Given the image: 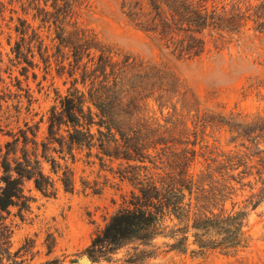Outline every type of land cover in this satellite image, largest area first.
Segmentation results:
<instances>
[{"label":"trees","instance_id":"obj_1","mask_svg":"<svg viewBox=\"0 0 264 264\" xmlns=\"http://www.w3.org/2000/svg\"><path fill=\"white\" fill-rule=\"evenodd\" d=\"M40 1L44 5L50 1L53 11L38 6ZM79 1H28L45 19L52 21L59 45L69 48L73 67L81 69L80 82L87 83L88 88L83 91L74 87L60 99L59 112L54 107L51 109L46 141L39 143L35 129L27 124L16 133L8 132L12 140L4 144L6 150L0 155V264L17 256L9 251L11 231L4 214L11 206H28L30 197L25 193L24 182L32 181L37 191L49 196L54 192L50 176L54 174L63 189L71 191L72 173L66 154L73 159V149L89 151L94 146L110 158L126 160L129 170L123 177L135 186V191L130 193L128 206L114 212L85 248L84 254L91 262L110 260L129 240L150 242L164 232L163 220L167 215L184 222L182 227L170 229L175 249L187 248L189 230L192 244L199 251L218 248L230 252L243 246L246 211L228 210L225 204L236 191L233 181L240 183L246 176L253 175L261 184L251 199L264 197V148L259 147V140L264 136V115L249 117L200 111L190 89L164 65L146 64L127 54L117 57L120 52L99 42L95 34L77 26L76 22L66 31L65 21L73 15ZM122 7L135 26L156 34L164 41L165 48L180 58L201 54L204 49L201 33L207 29L236 33L251 22L255 31L264 34V0H122ZM1 8L0 3V12ZM16 31L24 41V28L16 27ZM21 45L16 41L11 49L17 64L26 63L22 66L26 71L33 62ZM31 48L29 45L28 53ZM83 57L87 60L81 63ZM16 82L17 90L29 97L19 80ZM11 95L20 101V93H3L0 89V107ZM148 100L160 109L169 110L165 124H156L154 128L145 124L132 127L135 119L148 120L145 116L149 111ZM188 120L191 127L187 125ZM61 125L67 127L66 135L57 136ZM221 127L229 132L231 142L239 140L237 146L242 149L225 151L206 144L201 154L211 155L205 158L209 163L199 173L191 174L189 167L196 152L187 145L196 142H190L188 137L193 135L206 143L204 138L209 136L206 129L216 132ZM52 143L59 146L58 157L64 163L48 154L56 151ZM9 154L13 157L8 158ZM44 162L49 165V173L43 169ZM12 260L23 264L22 260ZM41 264H58V260Z\"/></svg>","mask_w":264,"mask_h":264},{"label":"rangeland","instance_id":"obj_2","mask_svg":"<svg viewBox=\"0 0 264 264\" xmlns=\"http://www.w3.org/2000/svg\"><path fill=\"white\" fill-rule=\"evenodd\" d=\"M28 1L0 0L3 5L0 12L3 83L0 89L3 93L21 94L20 101L11 95L0 107V155L6 150L4 144L12 140L8 132L25 129V124L35 129L39 143L46 141L51 109L54 107L59 112L60 99L74 87L83 91L88 88L87 83L80 82L81 69L73 67L69 48L59 45L52 21L45 19ZM50 4V1L45 5L43 1L38 2V6L53 11ZM73 12L65 21L66 31H70L71 23L76 22L77 26L95 34L99 42L120 52L117 57L127 54L146 64L164 65L190 89L200 111L223 115L239 113L249 117L264 115V34L255 31L251 22L236 33L204 30L201 33L203 51L187 59L165 48L164 41H160L156 34L135 26L126 16L122 0H81L74 6ZM16 27L24 28V41H21ZM16 41L21 42L22 51L33 62L26 71L22 69L26 63L17 64L11 49ZM29 45L32 48L28 53ZM86 60L83 57L81 63ZM16 80L27 90L29 97H24L26 92L17 90ZM148 106L149 111L145 112L148 120L135 119L132 127L145 124L154 128L156 124H165L169 110L158 108L152 100H148ZM187 125L191 127L190 120ZM66 129L65 125H61L57 136L66 135ZM95 130L93 127L92 131ZM206 133L209 135L204 138L206 143L193 135L188 137L190 142H196L195 145H187L196 152L189 167L193 175L209 163L205 158L211 155L201 154L204 145L217 146L225 151L242 149L237 146L239 140L230 141V134L224 127L216 132L207 128ZM28 137H31L29 132ZM244 142L249 145L246 140ZM259 142V147L264 148V136ZM20 146L21 143L18 148ZM51 146L56 151L48 154L64 163L58 157L57 149L60 148L57 143ZM149 153L152 154V150ZM73 154V159L66 154V163L72 173L71 191H65L54 174H50L54 192L49 196L37 191L32 181L24 182L25 193L30 197L28 206H11L4 214L5 223L11 231L9 251L12 256L14 253L17 256L4 259L2 264H16L12 259L22 260L23 264H41L52 259H57L58 264H264V197L251 199V194L253 197L261 186L253 175L244 177L240 183L233 181L236 191L225 204L228 210L246 211L242 227L245 242L236 250L224 252L212 248L199 251L192 244L191 230L188 231L187 248H173L170 229L182 227L184 222L167 215L163 220L164 232L150 242L129 240L111 255L110 260L91 262L84 254L85 248L114 212L128 206L135 186L123 177L124 172L129 170L126 160L110 158L97 146L89 151L75 148ZM12 157L9 154L8 158ZM48 168L49 165L44 162L46 173H49ZM255 202L257 204L253 207ZM82 258H85L84 262Z\"/></svg>","mask_w":264,"mask_h":264},{"label":"water","instance_id":"obj_3","mask_svg":"<svg viewBox=\"0 0 264 264\" xmlns=\"http://www.w3.org/2000/svg\"><path fill=\"white\" fill-rule=\"evenodd\" d=\"M81 261L84 262L85 261V258H82Z\"/></svg>","mask_w":264,"mask_h":264}]
</instances>
